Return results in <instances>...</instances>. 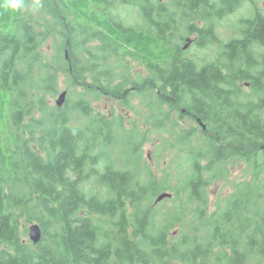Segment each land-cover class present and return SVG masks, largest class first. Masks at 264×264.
Listing matches in <instances>:
<instances>
[{
  "label": "trees",
  "instance_id": "1",
  "mask_svg": "<svg viewBox=\"0 0 264 264\" xmlns=\"http://www.w3.org/2000/svg\"><path fill=\"white\" fill-rule=\"evenodd\" d=\"M47 1L42 8L53 9L52 27L49 19L44 23L31 13L25 16V10H5L0 0V264H172L176 260L213 264L214 255L226 264H236L215 250V237L229 219L221 228L205 230L206 248L183 231L184 239L176 241L180 246L172 249L168 236L174 224L160 223L152 204L158 193L172 192L174 199L182 200L188 189L181 210L184 217L188 204L202 202V189L216 174L225 172L228 162L244 161L248 172H254L253 180L241 187L246 192L244 202L264 205V49H260L264 48V12L258 8L240 20L242 36L235 42L243 61H235L239 54L227 47L222 57L200 65L168 40L170 11L157 19L153 16L155 28L145 31L129 28L108 9L93 10V0H63V13ZM124 1L136 7L141 4ZM231 1L230 11L240 0ZM24 3L28 7L31 0ZM148 4L155 3L144 4L151 16ZM94 35L101 41L91 45ZM50 36L55 54L51 66L44 68L42 52L39 57L34 53ZM118 40L124 49L114 45ZM117 50L141 59L148 76H133L127 64L108 66L107 55ZM34 65L40 68L39 79L25 75ZM60 69L68 72L73 86L80 87L69 110L70 99L61 107H45L46 97L40 96V91H56ZM133 91L144 101L154 98L156 106H150L147 121L160 128L175 127L165 117V106L168 112L184 109L193 120L211 121L207 133L201 129L191 135L181 129L173 145L184 156L165 166L163 178L150 166L139 171L142 153L130 152L129 158L135 159L126 168L116 166L109 149L119 143L118 127L92 106L96 94L125 93L126 97ZM80 115L89 124L77 126L73 121ZM222 116L240 121L224 128ZM177 126L182 127L180 122ZM145 136L138 131L136 138L126 135L124 145L130 146V139L139 143ZM174 170L179 173L177 185ZM94 173L103 193L83 187ZM23 218L40 224L43 237L37 244L24 239ZM252 240L259 255L256 264H261L264 232Z\"/></svg>",
  "mask_w": 264,
  "mask_h": 264
},
{
  "label": "rangeland",
  "instance_id": "2",
  "mask_svg": "<svg viewBox=\"0 0 264 264\" xmlns=\"http://www.w3.org/2000/svg\"><path fill=\"white\" fill-rule=\"evenodd\" d=\"M46 0H31L30 6H28L25 9V16L26 13H31L33 16H38V18L45 23L47 19H49V26L52 27L53 17L51 16V13L53 9L50 6H44L42 8V5H44ZM136 2H141L142 0H135ZM152 2L156 3L159 0H151ZM166 4L168 9L170 8L171 0H163ZM255 5L259 6V8L264 12V0H254ZM35 3H39L40 8L36 12L31 11V6ZM109 5V2H108ZM110 8L112 12H115L118 16H120L124 21L129 22H135V14L133 12L138 11V8L127 6V1L124 0H110ZM40 9H43L42 13H39ZM253 4H245L241 8L236 9L232 14H227L224 16L223 21H221L220 26L218 27V33L221 39L229 40L231 37L238 35L240 32L241 24H240V18L245 17L249 15L253 10ZM56 11H58L56 9ZM251 11V12H250ZM55 14V13H54ZM65 16H68V13H64ZM23 16V17H25ZM52 32H55V29L51 28ZM111 38V35H110ZM112 40V39H111ZM101 41V38L98 35H94L92 37V40L90 42L91 45H95ZM42 42V41H41ZM53 37L50 36L45 42H43L41 49H39L38 52L34 53L37 54L39 57L41 55L40 51L42 52V55L44 56V68L51 66V61L53 60L55 51L53 48ZM114 45L116 47H119L121 49H124V46L121 45V41L118 40V42H114ZM194 47V46H192ZM261 49V48H260ZM64 53V51H63ZM212 55V52L206 53V50L204 49H198L197 47H194L190 51V56L196 57L198 61L202 63L201 59L210 58ZM108 60V66L112 65H122L127 64L130 67V71L132 72L133 76H136L138 73H140L143 76L148 75V70L146 69L145 65L143 64L142 60L139 58L131 57L127 54L126 51L117 50L113 54L107 55ZM106 60V61H107ZM200 64V65H201ZM122 71V68L119 69ZM45 72V71H43ZM40 68L37 65H34L32 69L29 70L28 73L25 75L27 78H32L33 75L36 76L37 79H39ZM68 72L64 69L57 70V74L55 78H58L57 85H56V91L54 93H43L40 91V96L46 97L44 100H42V104H44L45 107H48L49 105L57 106L56 105V99L59 96V93L63 90H68L67 94V100L68 102V110L72 107L74 100L78 95L76 94V90H78L79 86H73L70 80ZM121 73V72H120ZM118 76V75H117ZM27 88L23 89L26 90ZM148 94H145L147 96ZM149 96V95H148ZM92 98V97H91ZM124 102V101H123ZM121 102L119 100L111 99V97L102 96L100 94H96L92 98V106L97 111H101L103 114H106L107 117L114 121L115 125L118 127L116 130L119 143L117 145H113L110 147L111 155L113 153V158L116 163L117 167L120 168H126L128 164H130V161L132 159H135V157L129 158V153H142L143 159H142V168L139 170L141 173L148 169V166L152 167L154 172L157 174L159 178H163L165 175L164 168L166 165L171 164V160H177L180 159V157L184 156V153L181 149H178L174 147V143L177 139V136L181 133L182 130H187L191 133V135H197L201 128L196 123L195 120H193L190 116V119L185 114L181 117V112L178 109V111H169V108H166L167 114L165 117L170 118L171 123L175 125V127L171 126L170 129L160 128V125L156 122H148L147 117L151 114V105H155L154 98L151 100L144 101L143 97L137 98L132 97L127 102ZM34 114L36 117L40 115L39 110L37 106L34 109ZM74 123L77 124V126H82L84 123L89 124L88 120L80 117L78 120H74ZM180 122V126H177ZM184 127L186 129H184ZM182 129V130H181ZM137 131L144 134L146 133L147 136H145L144 139L139 138V143L136 142L134 139H130V146L124 145L126 135H129V137L136 138ZM132 162V161H131ZM131 166L133 167V163H131ZM103 169V166H101ZM96 170V168H95ZM175 171V170H174ZM96 172V171H95ZM176 172V171H175ZM177 173V172H176ZM221 175L223 174L224 179H219L220 176H216L215 178L208 181V184L205 188L206 191V203L209 204V210H213L216 205L218 204V209H224L220 212L223 213L226 210V206L229 201H226V196L231 192L234 191V189L238 190L241 188L244 183L246 182V177L248 175H251V172H248V166L246 162L242 161H234V162H228L227 169L225 172H220ZM179 173L174 174L173 183L175 185L179 184L178 177ZM185 176V175H184ZM87 181L83 182V187L86 190H95L100 193L104 192V189L100 186L98 183V179L96 176V173L89 175ZM240 181V183H236L237 181ZM231 181H234L235 184H232ZM188 193V189L184 190L182 197L184 200H186V195ZM160 194V193H158ZM157 194V195H158ZM154 197V202L152 204V207L156 210V214L159 218V222L164 224L165 221L168 220L169 222H172L174 225L170 228V235H179L185 231L188 234H191L192 236H189L190 238H194L195 236H199L202 238V236L206 235L205 230L203 228V216L206 212V207L202 206V202H193L189 203L190 209H185V216L182 217L181 210L183 208V205L185 204V201L182 199H174V196L165 198L162 201L155 203L156 197ZM256 204V203H255ZM255 208V206L253 207ZM22 221L27 225V234L24 236L25 240L31 241L29 229L30 227L38 222H31L28 223L25 221V218L22 219ZM39 224V223H38ZM192 225H199V228H188V226ZM195 239V238H194ZM197 241V239H195ZM201 242V240H200ZM203 244V243H201ZM258 253L254 255L256 260L258 259ZM218 256H213L210 260L213 264H222L221 262L217 261ZM208 263V261H207ZM206 263V264H207ZM172 264H179L176 261H172Z\"/></svg>",
  "mask_w": 264,
  "mask_h": 264
},
{
  "label": "flooded vegetation",
  "instance_id": "3",
  "mask_svg": "<svg viewBox=\"0 0 264 264\" xmlns=\"http://www.w3.org/2000/svg\"><path fill=\"white\" fill-rule=\"evenodd\" d=\"M142 1L145 4L149 0ZM142 1L140 2L141 4L138 7L132 5V7L138 8V11L133 12V14L136 15V21L129 23L127 21H124V23L129 26V28H141L145 31L153 30L155 27L153 26V21L151 20V18L154 16V18L157 19L156 16L170 11L169 16L166 20L170 23V25L167 26L166 29L168 40L173 46L188 52L189 57H191L192 59L194 58L196 61H198L196 57L190 56V51L194 47H197L198 49H204L206 50V53L210 51L212 52L210 58L207 57L205 59H201L202 63L222 57L225 52L228 51L227 47H230L239 54L238 57L235 58V61L239 63L244 60L242 51L240 50V47L237 46V42H235L239 40V37L242 36V25L238 35L231 37L226 42L219 36L218 27L220 26L221 21H223L225 15L232 14L236 9L241 8L247 3L253 4L254 9L252 11L258 9L259 6L255 5L254 0H240L238 6L231 11L229 10V8L233 6V2L231 0H171L169 9L164 6L166 3L163 0H159L155 4H148V7L151 8L148 11L153 14L152 15L150 13L151 16L147 15L146 10H144V4H142ZM47 3L56 5L59 13H63L65 4L63 0H48ZM91 7L93 10L102 11L103 9H108L109 11H111L110 0H93ZM162 7L164 8L163 12L160 11ZM242 18L243 17H241L240 20ZM62 31L63 29L61 30V32ZM228 44L231 45L226 46ZM198 63L201 64L200 61H198ZM101 95L111 97V99L119 100L121 102H123V99L127 97L136 96L138 98L139 96H141V94L136 91H133L132 94H129L126 97H124L125 93H121L120 96L117 97L108 96L104 93H102ZM180 114H185L189 117L187 111L184 109L181 110ZM221 120L223 121L222 127L224 128L228 127L229 124H238L240 121V119H228L225 118V116H222ZM195 121L199 125V127L201 129H204L205 133H207V127L208 125H210L211 121L208 119L200 120L199 118H197ZM252 144H254V142ZM254 156L255 153L253 154L252 158H254ZM217 175L220 176L221 173L216 174V176ZM253 178L254 172L252 171L251 175H248V177H246V181L251 182ZM219 179H224L223 174L221 175V177H219ZM231 183L235 184L234 181H231ZM236 183H240V181L238 180ZM205 188L202 189V206L206 207V212L203 216L202 222L204 230L214 229L216 227L221 228L223 227L227 219L230 220L229 222H227L228 225H226L227 223H225L226 227L222 230V232L215 237L217 243V248L215 250L219 251V254L221 256L227 254L229 256V259H233V262H235L236 264H256L257 260L254 255L257 253V251H254L255 246L252 237L256 235V233L258 234L264 232V205L256 206L255 203H245L244 201L246 199V192L242 191L241 188H239L238 190L234 189V191H231L226 196L225 200L229 202L226 206V210L220 214V212L225 208L218 209V204L213 210H209L210 205L206 203ZM235 200H238V202L234 203ZM254 206L255 208H253ZM258 207L261 209V212H257ZM188 208L190 209L189 205ZM194 227L199 228L200 226H188L189 230L190 228L194 229ZM113 231H115V229H113ZM207 237H209V235L206 234L202 236V238L199 236H195L194 238L197 240H201V243L205 244L204 247L206 248L208 243L206 241ZM168 238L170 239V247L172 249H176L177 246H180L176 242L178 239H184L183 237L174 234L169 235ZM110 239L114 240L115 234H112L110 236ZM111 250L114 251L113 245L111 246ZM215 250L212 251V253L215 252ZM239 256H243V258L240 259ZM217 260L222 264H226V261L224 259L221 260L219 258ZM176 262H178L179 264H188L183 263L180 260H176ZM206 263L207 260H205V264ZM263 263L264 259L261 261V264ZM137 264L143 263L139 262Z\"/></svg>",
  "mask_w": 264,
  "mask_h": 264
},
{
  "label": "water",
  "instance_id": "4",
  "mask_svg": "<svg viewBox=\"0 0 264 264\" xmlns=\"http://www.w3.org/2000/svg\"><path fill=\"white\" fill-rule=\"evenodd\" d=\"M67 94H68V90H66V89L59 93V96L56 99V105L58 107H61L65 104V102L67 100ZM172 196H173L172 192L163 191L157 195L155 203H158V202L162 201L163 199L169 198ZM42 237H43V235H42V230H41L40 224H38V223L33 224L30 228V238H31L32 242L34 244H37L38 242H40L42 240Z\"/></svg>",
  "mask_w": 264,
  "mask_h": 264
},
{
  "label": "clouds",
  "instance_id": "5",
  "mask_svg": "<svg viewBox=\"0 0 264 264\" xmlns=\"http://www.w3.org/2000/svg\"><path fill=\"white\" fill-rule=\"evenodd\" d=\"M2 7L5 10H11L12 12L23 11L27 8L24 0H4ZM40 8L39 3H35L31 6V11L36 12Z\"/></svg>",
  "mask_w": 264,
  "mask_h": 264
},
{
  "label": "bare ground",
  "instance_id": "6",
  "mask_svg": "<svg viewBox=\"0 0 264 264\" xmlns=\"http://www.w3.org/2000/svg\"><path fill=\"white\" fill-rule=\"evenodd\" d=\"M31 228V227H30ZM43 233V232H42ZM29 234H30V229H29ZM31 239V238H30Z\"/></svg>",
  "mask_w": 264,
  "mask_h": 264
}]
</instances>
